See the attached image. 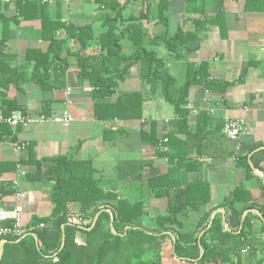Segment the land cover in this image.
Wrapping results in <instances>:
<instances>
[{"label": "crops", "instance_id": "crops-1", "mask_svg": "<svg viewBox=\"0 0 264 264\" xmlns=\"http://www.w3.org/2000/svg\"><path fill=\"white\" fill-rule=\"evenodd\" d=\"M21 1L24 0L0 1V15L5 18L0 19V39L7 27L5 31L8 40L4 52L10 60H17L12 65L27 68L24 66L26 50L35 49L45 53L49 42L39 39L37 19L28 21L17 18V3ZM41 1L48 2L50 16L53 17L59 11L60 20L66 24H92L94 29L99 26L96 17L100 12L92 0ZM147 1L153 4V0ZM166 1L168 32L177 28L184 33L194 32L196 21L206 23L205 31L199 32L196 51L191 53L188 60L196 65L207 61L210 78L232 84L222 94L210 93L202 87L191 90L187 105L188 129L172 124L176 120L173 109L158 93L149 97L148 89L140 79V68L136 65L130 68L128 77L119 84L114 95L104 101V109L99 108V112L103 116L107 115L105 106L107 103H115L120 94H142L145 100L140 106L141 117L130 120L98 119L89 84L84 82L80 85L77 81L78 68L72 54L78 49L69 43V55L66 58L68 68L63 80L52 77L46 83L48 87L60 85L61 88L42 90L38 85L26 83L19 90L10 87L6 91L4 100L15 102L33 122L25 129L10 127L7 133L0 130V225L10 226L15 218L14 212H17L22 228L28 232L33 228L34 219H44L51 215L53 205L48 176L53 167L52 162L57 158L89 162L93 177L102 189L114 190L132 202L143 199L146 204L145 221L164 214L165 201L153 197L147 180L164 175L170 165L166 159L156 157L155 148L144 143L146 138H142L141 134L148 133L153 123L157 130L155 137L159 141L166 139L170 132L176 140L182 142L188 130L196 129L197 116L206 112L211 118V125L209 131H205L204 127L201 129V137L205 142L200 144L199 151L189 153L186 163L176 167L171 165L170 168L171 178L179 183H193L201 179L209 187V203L200 212L187 213L189 221L185 232L196 230L202 213L209 212L210 218L220 216L225 231L239 233V217L223 207V204L232 200V192L236 188L242 187L249 191L251 199L259 203L261 201L259 183L256 179H245L240 167H236L234 156H245L252 149L259 148L250 161L253 166L262 168L263 172L258 171L259 175L264 176V153L260 152L264 151V0L256 1L254 5L258 11L254 12H246L242 0H210L203 7V14L190 13L187 0ZM136 4L144 8L141 6L138 15L130 13L126 18L130 15L139 17L141 11L145 10V5L139 1L130 2L127 7ZM143 24L145 26L146 21ZM156 27L160 29L159 33L164 30L160 26ZM56 37L63 38V32L59 31ZM89 43L95 44L96 40ZM157 53L166 60L165 67L173 77L176 78L181 72L184 77L183 62L175 61L162 49H158ZM27 69L31 71L30 66ZM66 89L70 90L68 97L64 94ZM2 101L3 98H0V107ZM65 110L73 119L69 124L38 121L39 116H52ZM112 110L115 108L112 107ZM2 116L0 110V118ZM224 117L243 118L249 134L236 142L227 141L223 133L215 131L216 125H221ZM178 141H169L171 145L177 144L175 151L181 147ZM160 146L163 148L165 144L161 141ZM229 152L231 157L222 156V153ZM35 163H40L39 169ZM18 164L22 165L24 176L19 174ZM72 210L76 212V207ZM69 213L68 216H72ZM251 214L258 216L256 212ZM247 215L248 212L244 213L242 218ZM255 225V230L259 232L258 241L264 246L260 220L255 221ZM49 237L54 240L55 233H50ZM161 243L162 264H228L222 263L218 257L204 263L179 262L173 257L168 239ZM246 249L242 251L241 258L247 264L264 259V253L260 250L251 252L253 258L250 259V249Z\"/></svg>", "mask_w": 264, "mask_h": 264}, {"label": "trees", "instance_id": "trees-1", "mask_svg": "<svg viewBox=\"0 0 264 264\" xmlns=\"http://www.w3.org/2000/svg\"><path fill=\"white\" fill-rule=\"evenodd\" d=\"M135 1L144 4L145 10L141 11L139 17L130 15L124 18L127 5ZM207 1L210 0H187L190 13L203 14ZM242 1L245 2L246 12L258 11L255 7L257 0ZM17 4V18L28 21L37 19L38 37L49 42V46L45 53L35 49L26 50L24 62L27 68L31 67L28 72L23 66L12 65L10 57L4 52L8 40L7 27L4 28L0 39L2 119L17 111L26 114L15 102L4 100L10 87L19 90L22 85L33 83L42 90H53L56 86L48 87L46 83L52 77L63 80L68 68L66 58L69 55V43L78 47L77 52L72 54L78 68L77 81L80 85L84 82L89 84L98 119L130 120L141 117L140 106L145 100L142 94H120L115 103L105 106L107 115L103 116L99 112V108L104 109V101L114 95L119 84L128 77L130 68L136 65L140 68V79L147 87L149 97L158 93L173 109L176 120L172 124L184 128H188L187 105L193 88L202 87L210 93L222 94L232 84L210 78L207 61L196 65L188 60L191 53L196 51L199 32L205 31L206 23L196 21L194 32L184 33L180 28L168 32L166 0H159L155 7L147 0H92L100 12L96 17L99 22L96 29L92 24H66L60 20L59 11L53 17L50 16L48 2L24 0ZM0 19L5 18L0 15ZM144 21L153 22L155 27L160 26L164 30L152 33L144 26ZM59 31L63 32V38L56 37ZM93 40H96L95 44L89 43ZM158 49H163L169 57L185 64L182 83L165 67L164 58L158 57ZM196 123V129L188 130L182 142L170 132L167 133V143L163 148H160L163 140L159 141L155 137V124H151L148 133L141 135L146 138L144 143L155 148L158 159H166L170 168L171 165L176 167L186 163L189 153L199 151L200 144L205 142L201 137V129L204 127V130L209 131V114L201 112ZM216 126L215 131L221 134L223 123ZM9 129L7 124L0 122L1 131L7 133ZM171 140L181 143L179 150L175 151L177 144L171 145ZM224 144L226 146V142ZM258 149H252L245 156H234V160L246 180L256 179L259 183L262 190L260 203L251 199L249 191L242 187L236 188L232 192V200L223 204V207L239 217V233L225 231L220 216L210 218L209 212L202 213L196 230L185 232L189 221L187 213L200 212L209 203V187L201 179L193 183H179L171 178L170 168L164 175L149 178L147 185L150 192L156 200L165 201V209L164 214L145 222L146 204L143 199L132 202L114 190L102 189L93 177L89 162L57 158L53 160L48 176L53 205L51 215L34 219L33 228L22 237L5 238L0 264H162L161 242L165 239H168L173 257L179 262L204 263L218 257L222 263L247 264L241 258L246 247L250 249L249 253L256 250L264 253V246L257 238L259 232L255 230V221L260 220V230L264 233V182L253 175L248 163ZM222 156L231 157L232 154L222 153ZM35 164L39 169L40 163ZM254 167L263 172L261 167ZM73 205L76 206L77 217L68 216ZM246 212L248 215L242 220ZM251 212H256L258 216ZM77 218L91 223L83 226L77 222ZM40 225L44 227L40 228ZM53 232L54 240L49 237ZM62 237L64 243L61 247ZM252 253L250 259L253 258ZM263 263L264 259H259L254 264Z\"/></svg>", "mask_w": 264, "mask_h": 264}, {"label": "built area", "instance_id": "built-area-1", "mask_svg": "<svg viewBox=\"0 0 264 264\" xmlns=\"http://www.w3.org/2000/svg\"><path fill=\"white\" fill-rule=\"evenodd\" d=\"M4 2H8L10 0H0ZM62 2H67V0H60ZM70 1V0H68ZM70 93L69 89L65 90V96L68 97ZM67 104H69L68 101H66ZM72 117L68 113V111H62L59 114H55L49 117L45 116H39L38 121L39 122H52L56 124H69L72 122ZM0 121L7 124L9 127L12 129H17V128H27L28 126L31 125L33 122L32 119L26 115L23 114L20 111L12 113L8 118L2 119L0 118ZM222 123H223V128H222V133L224 138L229 141V142H236L238 141L241 137H244L249 134V130L246 126V122L243 118H228L224 117L222 118ZM163 144L167 143V140L164 139L162 141ZM17 149L19 147L16 146ZM17 170L20 175L24 176V171L22 165L18 164L17 165ZM75 212V211H74ZM73 210L69 213V215L72 214V216L77 217L76 212L74 213ZM15 213V218L13 223L10 226H2L0 225V242L4 241L5 238L7 237H17L20 238L23 235H25L26 231L22 228L20 224V218L19 214L17 212ZM74 217V218H75ZM77 222L81 223V225L86 226L87 224L91 223V221H82L81 219L77 218ZM40 228H43V225L39 226ZM247 250V249H245Z\"/></svg>", "mask_w": 264, "mask_h": 264}, {"label": "rangeland", "instance_id": "rangeland-1", "mask_svg": "<svg viewBox=\"0 0 264 264\" xmlns=\"http://www.w3.org/2000/svg\"><path fill=\"white\" fill-rule=\"evenodd\" d=\"M3 2H4V1H3ZM67 2H68V0H67ZM147 2H148V1H147ZM158 2H159V0H153V1H152V3H153V7H155V6L157 5ZM181 2H182V3H181ZM181 2H180V3L183 5V1H181ZM141 6L143 7V5H138V4H136V5H134V6L130 5L129 7H127V10L123 13V14H124L123 16H125V18H126V16H127L128 14H130V13H133V14H135V15H138ZM143 8H144V7H143ZM152 24H153V23H147V24L145 25V27L148 26L150 32H152V33H159L160 29H159L158 27H155L154 25L152 26ZM0 37H1V35H0ZM74 47H76V49H78L77 46H74ZM76 49H74V50H76ZM32 50H34V49H32ZM162 52H164L163 49H162ZM164 53H165V52H164ZM158 57L161 58V56H160L159 54H158ZM16 61H17V60H10L11 64L14 63V62H16ZM165 61H166V60H165ZM189 61H190V60H189ZM24 66H26V64H24ZM176 78H177V80H178L179 83H182V80H183V74H182V72H181L180 75H178ZM124 155H125V154H124ZM263 182H264V181H263ZM75 207H76V206L73 205V206H72V209L75 208ZM144 221H145V220H144ZM145 222H146V221H145Z\"/></svg>", "mask_w": 264, "mask_h": 264}, {"label": "water", "instance_id": "water-1", "mask_svg": "<svg viewBox=\"0 0 264 264\" xmlns=\"http://www.w3.org/2000/svg\"><path fill=\"white\" fill-rule=\"evenodd\" d=\"M262 150H264V148H262ZM248 163H249V166H250L251 170L253 171V173L255 175H257V176H261V178L264 180V176L263 175H259V171L257 169H255V167L252 165V163H251L250 160H249ZM220 213L223 215V212L222 211H220ZM242 220H243V218H242ZM111 222H112V220H111ZM63 243H64V237H62V245H61V247L63 246ZM3 244H4V241H1L0 242V259H1V255H2V247H3Z\"/></svg>", "mask_w": 264, "mask_h": 264}]
</instances>
